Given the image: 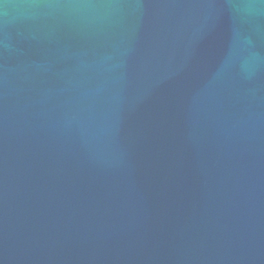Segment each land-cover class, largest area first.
<instances>
[{
  "label": "water",
  "instance_id": "water-1",
  "mask_svg": "<svg viewBox=\"0 0 264 264\" xmlns=\"http://www.w3.org/2000/svg\"><path fill=\"white\" fill-rule=\"evenodd\" d=\"M0 264H264V0H0Z\"/></svg>",
  "mask_w": 264,
  "mask_h": 264
}]
</instances>
